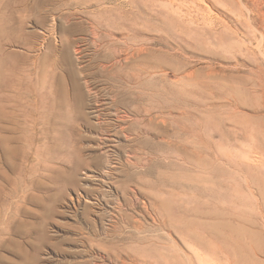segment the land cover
<instances>
[{"label":"rangeland","instance_id":"1","mask_svg":"<svg viewBox=\"0 0 264 264\" xmlns=\"http://www.w3.org/2000/svg\"><path fill=\"white\" fill-rule=\"evenodd\" d=\"M172 2L0 0V264H264L261 33Z\"/></svg>","mask_w":264,"mask_h":264},{"label":"bare ground","instance_id":"2","mask_svg":"<svg viewBox=\"0 0 264 264\" xmlns=\"http://www.w3.org/2000/svg\"><path fill=\"white\" fill-rule=\"evenodd\" d=\"M170 1H171V4H173L172 1H177V3H174V4H176V10L174 11V13L181 12L183 10L182 8L184 6L188 9V12L186 15L184 13V14H181V16H180L182 18V20L185 18L184 19L185 23L195 24L198 22V19H199L195 15L203 14V15H206V18L204 20V24L207 25L208 27L210 26V28L215 27V25L216 26H221V25H223V26L228 25L229 26L228 22L230 20L234 19L235 23L232 22V26L235 24L234 27L236 28L237 32L242 36L241 38H244V40L247 42H250L252 40V35H250L249 33H243L242 29L249 28L252 31V33L255 34V36L257 35V33H261L260 37H258V38L261 39V43H260L261 50H262V53H264V0H170ZM205 5H207V8H205ZM238 6H240L241 9L243 10L240 13H237L235 10L236 7H238ZM211 9L216 10L221 16H219L217 18L212 17V15L210 13H207V12H210L209 10H211ZM216 11H213V12H216ZM236 25L238 28L236 27ZM234 32H235V30H234ZM246 49H248V47ZM261 50H260V52H261ZM98 116H99V113H98ZM117 116H118V114H117ZM128 118H129V116L124 114V115H120L118 120L120 123H125L128 121ZM116 122H118V121H116ZM108 126H109V124H108ZM119 126H120V124H119ZM122 131L124 132L125 128H122ZM155 211L157 212V210H155ZM160 222L162 223L163 226L165 225L168 228H171L170 225H168L169 223L167 224L165 220L160 221ZM170 224L172 225V223H170ZM173 228L174 227L172 226V229ZM175 228L177 229V227H175ZM179 233L184 240H186L188 238H196L195 236L191 235L190 233L184 232V229L182 231H179ZM172 235L173 234H171L170 236H172Z\"/></svg>","mask_w":264,"mask_h":264}]
</instances>
